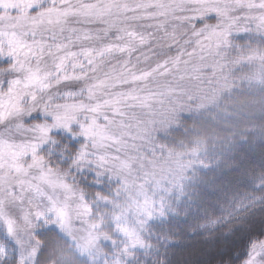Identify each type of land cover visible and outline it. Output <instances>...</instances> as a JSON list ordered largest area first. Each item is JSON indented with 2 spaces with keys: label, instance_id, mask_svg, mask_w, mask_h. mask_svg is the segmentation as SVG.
Instances as JSON below:
<instances>
[{
  "label": "snow or ice",
  "instance_id": "snow-or-ice-1",
  "mask_svg": "<svg viewBox=\"0 0 264 264\" xmlns=\"http://www.w3.org/2000/svg\"><path fill=\"white\" fill-rule=\"evenodd\" d=\"M42 3L0 0V57L12 60L0 68V79L5 72L15 74L0 90V227L9 239L16 236L13 209L29 229L54 226L72 236L77 220L88 222L91 206L70 182V169L84 174L94 166L118 177L131 172L140 146L130 138H144L150 122L134 128L135 110L163 109L184 94L186 82L199 80L209 64L218 66L220 47L249 23L264 33V0H47L40 7ZM212 15L214 24L205 20ZM199 21H204L201 26ZM36 112L51 123L25 124ZM74 123L79 132L73 135L86 143L70 168L61 171L38 149L51 130L69 132ZM131 190L122 179L120 191ZM133 206L142 217L139 228L113 217L124 239L106 264H129L136 249L147 247L141 234L147 221L164 215L146 197ZM99 226L89 224L87 238L77 244L90 260ZM13 242L20 248L17 264H40L42 244L25 250L19 239ZM6 257L0 246V261ZM241 264H264V238L248 244Z\"/></svg>",
  "mask_w": 264,
  "mask_h": 264
},
{
  "label": "trees",
  "instance_id": "trees-1",
  "mask_svg": "<svg viewBox=\"0 0 264 264\" xmlns=\"http://www.w3.org/2000/svg\"><path fill=\"white\" fill-rule=\"evenodd\" d=\"M229 41L226 57L241 61L226 74L229 89L211 106L178 116L156 136L159 147L189 160L192 154L194 164L168 198L164 215L145 225L141 234L147 247L129 264H241L248 244L264 238V37L248 34ZM80 147V141L55 134L42 156L67 170ZM70 170V182L91 206L90 219L100 215V233L116 245L111 213L101 205L111 200L116 185L90 170ZM36 233L43 245L40 264H88L54 230ZM102 251L112 254L109 245ZM1 264H16V257Z\"/></svg>",
  "mask_w": 264,
  "mask_h": 264
},
{
  "label": "rangeland",
  "instance_id": "rangeland-1",
  "mask_svg": "<svg viewBox=\"0 0 264 264\" xmlns=\"http://www.w3.org/2000/svg\"><path fill=\"white\" fill-rule=\"evenodd\" d=\"M47 0L40 7H46ZM37 9H33L36 11ZM243 17L244 12L238 13ZM212 19L210 24L216 23V17L214 15L206 17L205 20ZM204 21L197 22V26H201ZM260 35L264 37V33L255 30V26L251 23L248 24L247 30L243 32H234L232 36L242 35ZM229 37V38H230ZM228 46H221L219 49V55L216 60L219 62L218 66L213 67L211 64L202 68L199 80H190L186 82L187 91L179 95L172 103L165 105L163 109L159 105L155 109H136L135 115L133 116V127L137 125H143L146 121H150L147 124V132L144 138H137L134 141L130 138V143H135L140 146V151L134 153L138 159L132 164L131 172L118 177L113 175L112 172L107 169L96 168L94 166H88L86 170H90L97 179H106L109 182L116 185L113 192L111 193V200L102 201L101 205L107 207L111 213V224L113 231L119 242L114 246L110 242L109 238L104 234L100 233V226L95 229L97 236L96 246L93 249L94 259L90 260L87 255H82L77 249L78 243H83L84 239L87 238L89 231V224L101 225V217L98 215L96 221H92L90 218L87 223L81 220H77L74 223V229L72 236H68L61 233L54 226H40L36 229H29L20 218L18 210L13 209L15 216V228L16 236L13 239H9L2 227H0V246H3L7 252V257L0 261V264L4 261L9 260L12 255L16 257L20 252V248L13 242L14 239H19L25 250H28L31 246L37 245L35 236L32 232H37L38 228L54 230L60 237L66 240L70 246L74 249L77 256L85 260L88 264H106L110 262L114 255L122 247L121 241L124 237L117 231L113 217L121 216L122 223L127 224L129 228H139L138 220L142 217H138L137 209L133 206V201L143 204L145 197L150 200L155 206V212L158 213L162 208L165 212V204L169 197H171L184 180L185 174L193 166V155H189L191 159H187V156H180L170 152H166L163 148L159 147L155 142L156 136L164 133L168 128L173 126L175 119L183 114L190 112H197L211 106L221 93H224L229 89L230 82L227 78L229 71L235 69L241 64V61L228 59L226 57V50ZM175 52V49L170 50ZM12 62L10 57H0V68H7ZM15 74L5 72L2 79H0V90H6L8 86V80L13 78ZM80 118L78 117V120ZM25 124L32 123H51L50 117H44L39 112L33 113L30 117L24 119ZM70 131L66 132L64 129H53L50 131V139L42 144L38 149V154L42 155V151L46 148L48 143L51 141V137L55 134H63L71 140H77L81 142V146L86 143L85 138L79 135H73L79 132V123H74L70 126ZM100 172V176L96 173ZM125 180L131 186V192L120 191L121 181ZM77 191V190H76ZM77 193H79L77 191ZM139 194V195H138ZM108 201H111L109 203ZM116 205H119L118 207ZM161 216L155 215L150 221L158 219ZM146 223V224H147ZM142 233V232H141ZM109 245L112 250L111 256L104 254L102 247ZM115 248V249H114ZM142 249H136L135 252L141 251Z\"/></svg>",
  "mask_w": 264,
  "mask_h": 264
},
{
  "label": "clouds",
  "instance_id": "clouds-1",
  "mask_svg": "<svg viewBox=\"0 0 264 264\" xmlns=\"http://www.w3.org/2000/svg\"><path fill=\"white\" fill-rule=\"evenodd\" d=\"M61 171H63L62 169H60Z\"/></svg>",
  "mask_w": 264,
  "mask_h": 264
}]
</instances>
